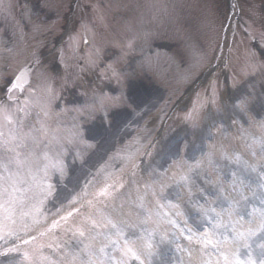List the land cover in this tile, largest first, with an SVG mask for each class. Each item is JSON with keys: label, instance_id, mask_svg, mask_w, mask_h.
Instances as JSON below:
<instances>
[{"label": "rangeland", "instance_id": "rangeland-1", "mask_svg": "<svg viewBox=\"0 0 264 264\" xmlns=\"http://www.w3.org/2000/svg\"><path fill=\"white\" fill-rule=\"evenodd\" d=\"M47 1L16 0V24L9 17L0 15V35L5 34L13 41L11 49L2 48L8 44L7 39L1 38L0 42L3 54L0 64V104L12 103L7 100L8 96H4L2 86L22 65V49L33 38L34 56L42 62L41 75L47 82L39 80L36 91L27 90L14 96L19 98L21 104L26 98L36 96L32 101L41 105L48 114L45 116L40 107H34L29 120L36 123V114L39 113L40 118L42 112L44 117L40 120L47 124L50 135L59 137L64 143L65 151L60 158L62 161L63 158L69 160L68 164L63 161L62 174L56 172L49 175V182L55 186L57 195L49 197L40 206L39 212L34 213L35 220L41 217V222L33 223L32 218H29L30 232L22 230L18 223L15 226L19 238L14 236L7 243L0 240V253L13 246L19 248V252L0 255V264H27L22 259V253L31 252L37 243L52 244L53 249L45 248V252L56 258L59 253L55 251L56 244H63L70 238L67 229L79 222V216H75L70 225H60L51 232L47 229L71 209L79 208L81 212H86L87 201L92 199V194L105 180L124 185L114 201L116 205L123 202L124 198L141 197L146 191L149 192L144 203L151 210V218L138 232L145 240L150 238L153 244V255L145 260V264H149L150 260L155 261V264H190L189 253H196L199 249L197 251L186 240L177 242L173 237L176 228L184 229L192 236V240L200 243L205 233L215 232L214 238H220L222 233L230 236L223 228H213L214 213L211 209L219 212L221 206L226 208L231 203L243 211L242 206H260V199L264 198V176L259 172L260 166L264 165L261 159V142L264 141V72L249 73L253 58L231 39L239 27H245L247 21L264 28V0H175L180 4V12L171 31H166L164 27H168L171 14L166 2L173 0H73L70 4L62 0L66 16L55 14L53 17H47L52 12ZM182 2L190 4L183 7ZM86 5L93 10L97 8L96 15L94 12L84 20L91 24L87 30L82 23L92 40L93 46L89 48L93 52L91 58L98 62L107 61V68L113 65L116 69L112 77L106 74L105 79L91 77L88 82L78 83L73 79L75 66L87 67V63L83 60L84 53L79 51L75 19L84 13ZM142 5L144 8L140 13ZM104 11L108 12L106 27L101 24ZM206 12L210 17L205 18ZM158 19L160 33L154 31L152 26L157 25ZM201 21L202 25L196 27ZM9 27L11 33L6 30ZM89 27L91 29L88 30ZM129 30L133 31L130 36ZM141 31L155 37L170 32L169 37H175L177 41H182L188 35L194 39L189 54V46L185 42L176 44L179 49L163 41L150 49L163 51L164 55L166 51L176 53L173 57H176L178 64L184 63V59L189 62L178 85L172 86L174 81L167 83L154 78L159 77L154 69L159 67L160 62L157 63L155 57L149 58L148 50H137L138 53L131 55L126 62L119 61L116 55L118 47ZM46 32L50 33L45 36ZM228 32L232 46L228 42ZM218 33L223 36L220 57L208 68L205 66L195 71L198 61L205 58V52L210 50ZM39 34L42 36H37ZM230 46V50H227ZM250 49L248 51L264 62V48ZM12 53L21 55L22 61L13 63L9 57ZM96 53L99 55L97 59L94 58ZM227 65L230 66V77ZM244 72L248 74L244 75ZM239 80L243 85H237L236 81ZM196 83H199V91L211 86L218 94L217 102L205 105L199 124L195 122L186 126L181 125L180 120L171 122L176 119L172 113L180 110L177 108L178 98ZM143 87L138 101L129 98L132 89ZM89 108H93V111ZM200 109L198 105V112ZM112 116L115 122L110 127ZM216 118H221L219 120L223 123L226 120L225 125H218ZM75 124L79 127L78 132L73 130ZM100 130L104 133L98 135ZM75 133L78 136H74ZM172 134H177L178 139L171 144V148H164ZM67 140H72V143H67ZM245 163L256 165L258 171L246 169ZM106 171L111 172L108 179H105ZM82 174L84 178L75 179ZM182 176H186L187 181H182ZM146 185L151 188L146 189ZM151 190L156 191L155 197L150 194ZM74 200L75 205L69 210H58ZM135 202L139 204L140 200ZM228 219L224 217L225 222ZM248 226L244 222L237 225L241 231ZM40 232H45V235L40 236ZM30 236H36L38 241L24 244L23 240ZM250 243L252 256L259 264V249L256 248L259 238H253ZM173 245L177 246L176 253L172 249ZM182 252L186 254L182 256ZM202 253L203 260L211 261L213 254L209 248L203 249Z\"/></svg>", "mask_w": 264, "mask_h": 264}, {"label": "snow or ice", "instance_id": "snow-or-ice-1", "mask_svg": "<svg viewBox=\"0 0 264 264\" xmlns=\"http://www.w3.org/2000/svg\"><path fill=\"white\" fill-rule=\"evenodd\" d=\"M22 79L17 77L15 83L9 81L8 100L12 103L0 104V240L5 243L14 236L19 238L14 227L18 223L26 232L31 231L29 218H32L33 223H38L34 213L39 212L40 206L49 197L57 195L55 186L49 182V173L55 170L62 174L64 170L63 161L59 159L65 151L64 143L59 137L50 135L47 124L39 119V113L36 114V123L29 120L32 108L40 107L45 116L47 111L34 103L31 97L21 104L19 98L14 96L18 88L22 90ZM241 107L243 108V104ZM73 135L78 136V133ZM67 143H72V140H67ZM261 144V159L264 160V141ZM53 149L57 156L54 163L49 156V151ZM245 168L252 172L258 171L256 165L245 163ZM259 172L264 176V165L260 166ZM187 179L186 176L181 177L182 181ZM123 187L122 183H109L105 180L92 194V199L87 201L86 212H81L79 208L74 209L81 219L67 229L70 238L63 244H56L55 251L59 252L57 259L54 260L45 252V248L53 249L52 244L39 243L31 252L22 253V259L27 264H145V260L153 255V244L150 238L145 240L138 232L151 218V210L144 203L149 192L146 191L144 196L139 197L140 203L135 210L125 211L124 202L119 205L114 203ZM145 187L151 188L150 185ZM150 194L153 197L157 195L155 190H151ZM72 202L75 203V200ZM159 207L162 208L163 205ZM242 207L243 211L230 203L226 208L221 206L219 212L211 209L214 213L213 228H223L230 236L222 233L220 238H214L215 232L205 233L200 238L204 249L211 246L218 255L214 262L201 260L199 264H257L252 256L250 243L257 237L259 264H264V198L260 199V206L253 204ZM132 215L136 216L135 221L129 219ZM72 216L73 212H69L61 219L67 223ZM225 216L229 217L227 222L224 220ZM232 217L236 219L233 220ZM242 222L249 225L243 231L237 227ZM58 227L60 222L53 221L47 231L51 232ZM39 235L44 236L45 232H40ZM188 239L191 241L192 236ZM36 240V236H30L23 243L29 244ZM241 249L247 251L242 253ZM10 252H19L18 246L8 248L0 255L7 256ZM189 256L192 257L193 254L189 253Z\"/></svg>", "mask_w": 264, "mask_h": 264}, {"label": "bare ground", "instance_id": "bare-ground-1", "mask_svg": "<svg viewBox=\"0 0 264 264\" xmlns=\"http://www.w3.org/2000/svg\"><path fill=\"white\" fill-rule=\"evenodd\" d=\"M141 91L142 89H133L131 92H130V96L137 101V99L141 96Z\"/></svg>", "mask_w": 264, "mask_h": 264}]
</instances>
